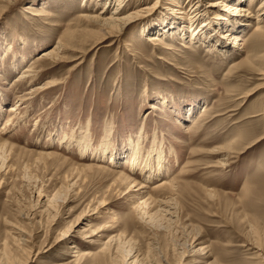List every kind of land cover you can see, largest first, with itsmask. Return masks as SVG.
Returning <instances> with one entry per match:
<instances>
[{
  "label": "rangeland",
  "instance_id": "rangeland-1",
  "mask_svg": "<svg viewBox=\"0 0 264 264\" xmlns=\"http://www.w3.org/2000/svg\"><path fill=\"white\" fill-rule=\"evenodd\" d=\"M262 2L0 0V264H264Z\"/></svg>",
  "mask_w": 264,
  "mask_h": 264
},
{
  "label": "bare ground",
  "instance_id": "bare-ground-1",
  "mask_svg": "<svg viewBox=\"0 0 264 264\" xmlns=\"http://www.w3.org/2000/svg\"><path fill=\"white\" fill-rule=\"evenodd\" d=\"M2 1H11V0H2ZM94 1V0H93ZM223 1H227V0H223ZM230 1H241V2H244V0H230ZM124 2H125V0H124ZM124 2H123V0H120V3L117 5V7H116V9H115V11H113L112 13H110V17H105L106 16V14H102L101 16H97V17H94V18H91V19H94V20H97L98 22H99V25H100V28L102 29V30H111V29H113V28H115V29H118V30H120L121 32H123V30L127 27V26H130L132 23H134L135 21H138L139 19V17H141V13H143V11L142 10H139V11H136V12H132V13H130L129 15H126V16H123V10L122 9H120V7L124 4ZM143 2V1H142ZM95 3H96V5H98V4H100V3H102V4H105V5H108V4H111V0H95ZM215 5V4H214ZM259 9H262V10H264V0H263V2H262V5L260 6V8ZM229 10L232 12L231 13V15H228V16H225V17H219V18H217L219 21H221V24L220 25H222V23H223V25H228V33L226 34V37L229 35L230 36V38H231V36H232V40L234 41V40H236V42H235V45H237V44H239V42L241 41L240 40V36H237V35H235V32H237V31H234L233 32V34L232 35H230L232 32L230 31V30H237V29H241V28H243V22H242V20H240V19H242V18H244V17H246V13H248V11L245 9V7L243 8V7H241V8H239V7H230L229 8ZM195 12H196V10H195ZM233 12H236V13H233ZM237 13L238 14H243V13H245V14H243L242 15V17L239 19L238 17H237ZM260 15V14H259ZM261 15L262 16H264V12H262L261 13ZM123 16V17H122ZM230 16V17H229ZM237 17V18H236ZM200 19V18H199ZM257 21H258V25L256 26V28H255V33L256 34H264V26H262V24H264V18L262 19L261 18V20H260V17L259 18H257L256 19ZM165 22V21H164ZM233 23L235 24L234 26H233ZM261 23V24H260ZM175 23H167V27H169V29L170 30H172V29H174V25ZM204 27L205 26H208L210 23H208V24H206V23H201ZM191 25V27H193V26H195L194 24H190ZM202 25H200V26H202ZM219 25V26H220ZM199 27V26H198ZM198 27H196L194 30H192V35L196 32V30H198L199 28ZM204 27H202V29L204 28ZM226 27V26H225ZM193 29V28H192ZM198 31H202V30H198ZM109 32V31H108ZM231 32V33H230ZM109 35V34H108ZM159 37H161V36H158V35H156V36H154V38H148V40L149 41H154V40H160V38ZM194 38H196V37H194ZM207 38L208 37H206V39L205 40H207ZM211 42V41H210ZM222 43H224V44H226L225 42H222ZM217 44V43H216ZM61 45V42H59V44H58V46H55L54 48H52V49H49V50H45L42 54H43V56H55V55H58L59 54V52L57 51V50H59V46ZM240 45V44H239ZM217 49H218V51H220L221 53H223V50H224V48L222 47V45H221V43L220 44H218V46H215ZM228 51V50H227ZM229 52V51H228ZM16 68V67H15ZM27 72H29V71H27ZM29 78L30 79H32L33 80V78L31 77V76H29ZM252 94H250V95H248V96H251ZM247 97V96H246ZM10 111H14L13 109L12 110H10ZM205 112H206V110H205ZM84 130V129H83ZM81 136H82V138H83V140H81V141H79L78 142V144L79 143H82V145H81V148H83V149H85V150H87L88 148H90V145H89V143H88V141L90 140V138L88 139V141H87V138L88 137H90L89 136V130L88 129H85V131H82V133H81ZM81 136H80V138L79 139H81ZM141 139V138H140ZM140 139H136L135 141H134V139H130V141H127V144H128V146L129 147H131V151H130V153L128 154V155H137L138 153H140V152H142L143 150H142V146H141V142H140ZM102 140V139H101ZM102 143H100L101 144V147H100V149H98L97 151H95L94 153L95 154H97L98 153V155L99 154H102V155H107L108 154V151H109V149H110V143H111V141H107L106 139H103L102 141H101ZM137 143V144H136ZM158 143H161V142H158ZM162 144V143H161ZM127 149V148H126ZM157 152V161H151L148 165H145L144 166V168H145V170H144V168H143V170H142V168H140L138 165V163L140 162V157H138V158H135L134 159V162H135V166H133V170L132 171H134V168H137V166L140 168V170H142V173H143V176H145V180L146 181H149V180H151V179H153L154 177V175H155V172L156 171H159V173L161 174L162 172H163V169L164 168H166L165 166H167L166 165V161H167V158L164 156V150H163V148H160L159 147V144H157V143H155V146H154V148L149 152V157H152V154L154 153V152ZM93 154V153H92ZM101 155V156H102ZM114 155V154H113ZM112 155V157H114L115 159L114 160H117V158H116V155H114L113 156ZM94 158V157H93ZM149 178V179H148ZM156 203V202H155ZM154 203V204H155ZM144 205H148L147 204V202H144L143 203ZM158 205V204H157ZM171 207V206H170ZM165 208V207H164ZM171 212V211H170ZM168 215H170V214H168ZM172 215V214H171Z\"/></svg>",
  "mask_w": 264,
  "mask_h": 264
}]
</instances>
